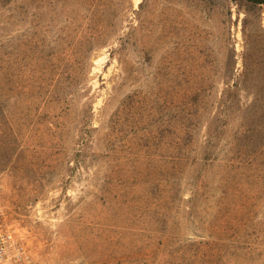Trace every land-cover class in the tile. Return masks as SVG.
<instances>
[{"label":"rangeland","instance_id":"1","mask_svg":"<svg viewBox=\"0 0 264 264\" xmlns=\"http://www.w3.org/2000/svg\"><path fill=\"white\" fill-rule=\"evenodd\" d=\"M205 61L216 105L222 61H235L233 73L243 61L264 63V3L0 5V208L24 237L28 258L20 264H165L183 252L201 264L203 254L188 251L199 246L205 264H264L262 112L241 164L239 116L209 150L206 126L217 112L200 111L192 162L162 207V184L146 181L161 176L135 170L138 155L145 169L164 166L168 152L151 149L149 166L141 144L148 129L176 123L183 93L205 80ZM252 69L253 83L259 65ZM247 89L251 101L255 88ZM207 153L213 160L203 162ZM123 191L132 201L118 199Z\"/></svg>","mask_w":264,"mask_h":264},{"label":"trees","instance_id":"2","mask_svg":"<svg viewBox=\"0 0 264 264\" xmlns=\"http://www.w3.org/2000/svg\"><path fill=\"white\" fill-rule=\"evenodd\" d=\"M11 0H0V5L4 6L8 4ZM232 1H246L252 4H263L264 0H232ZM235 61H222L223 71L221 74H224V89L221 93V96L216 99V105L214 99H210L211 93L213 91V81L214 74L211 72L212 61H205V80L201 79L196 81L190 89L185 91L181 97V111L176 116L177 120L171 126H167L166 122L163 121V124L157 125L155 131L147 130L145 135L144 143L141 144L142 148L138 153L141 154L144 152L147 156L148 165L149 161L153 160V157L149 153L151 149L157 148L163 151L168 152L165 157L164 166L160 168V171L157 172L151 167L143 166V161L140 159L141 156L138 155L136 160L135 170L142 178L145 173L149 170L151 173L160 175V181L157 184L155 180L157 177H147L146 181H149L153 186L163 187V196L160 197L159 201L156 203L159 206H163L164 203L169 201L167 198L168 194L165 193V190L170 189V186L173 185L176 179H179L180 174L184 171L185 167L190 165L189 162H192L190 156H188L189 149H191L190 144L192 140H196L198 137V121L201 119L200 111L205 113L208 108L215 105L217 114L212 116V120L207 123V149L212 148L214 140L220 139L224 134V128L227 127V124L231 119H234L239 116L240 127L239 132L235 133V140L239 142L240 153L238 157L241 158L238 162L243 164L246 163L244 159L250 157L251 145L254 144V135H253V124L261 123L259 119H255L256 112L259 110L260 117L264 119V63L262 61H243V70L241 72H231V65ZM259 65V71H257L258 78L252 83L248 78L249 74H253L256 71L252 69ZM253 88L251 94H253L252 100L249 101V91ZM245 91L247 93L244 97L246 100H243L241 92ZM204 92V93H203ZM192 98L193 96H195ZM212 102V104H211ZM259 117V116H258ZM196 122L194 123V120ZM198 120V121H197ZM258 131L260 129L258 128ZM241 133V134H240ZM212 143V144H211ZM209 147V148H208ZM209 149V150H210ZM203 153H205V145L203 147ZM210 154V153H209ZM209 154H204L203 162L213 160L212 157H209ZM148 169V170H147ZM146 170V171H143ZM144 173V174H143ZM164 173V174H163ZM164 175V177H162ZM153 178V179H152ZM167 192V191H166ZM126 193H118V199L122 203H128L132 201L131 198L126 197ZM124 201V202H123ZM172 201V200H171ZM147 203L153 202V199L148 197L146 200ZM155 202V201H154ZM149 246V244H148ZM150 247V246H149ZM187 249V248H185ZM193 250L196 252H201L203 254L202 263L205 264V252H202V249L196 247L194 249L188 248V251ZM159 252L158 249L155 251ZM175 258H181L179 262L167 260L165 264H200L197 259H200L199 256H194L193 259L187 256L185 252L181 255L173 256ZM149 261H151L149 259ZM197 262V263H195Z\"/></svg>","mask_w":264,"mask_h":264},{"label":"built area","instance_id":"3","mask_svg":"<svg viewBox=\"0 0 264 264\" xmlns=\"http://www.w3.org/2000/svg\"><path fill=\"white\" fill-rule=\"evenodd\" d=\"M27 258L24 237L19 227L0 208V264H20Z\"/></svg>","mask_w":264,"mask_h":264}]
</instances>
